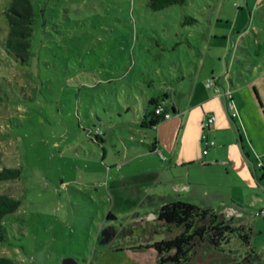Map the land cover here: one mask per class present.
<instances>
[{
    "label": "rangeland",
    "instance_id": "1",
    "mask_svg": "<svg viewBox=\"0 0 264 264\" xmlns=\"http://www.w3.org/2000/svg\"><path fill=\"white\" fill-rule=\"evenodd\" d=\"M30 1L35 21L22 64L4 49L11 0H0V171H20L19 179L0 182V195L20 202L3 220L8 239L0 258L159 264L153 250L130 249L164 238L143 231L155 225L149 216L160 198L187 199L175 193L174 183L183 180L177 170L155 185L146 172L170 154L136 155L156 132L138 128L143 110L148 99L165 94L184 108L197 85L196 97L212 94L205 81L214 77L222 95L247 99L246 111L263 121L254 90L264 99V0H186L158 12L147 0ZM96 129L103 142L101 135L90 137ZM175 142L172 136L165 147ZM212 176L230 183L223 172ZM243 220L249 248L231 237L223 250L264 264V202L248 208ZM108 227L118 238L97 246L98 230ZM201 257L194 264L212 258Z\"/></svg>",
    "mask_w": 264,
    "mask_h": 264
},
{
    "label": "crops",
    "instance_id": "2",
    "mask_svg": "<svg viewBox=\"0 0 264 264\" xmlns=\"http://www.w3.org/2000/svg\"><path fill=\"white\" fill-rule=\"evenodd\" d=\"M260 77L264 79V71ZM208 80L213 83V88L209 89L212 94L203 91L196 97V90L199 89L197 85L184 108L177 109L172 98L167 97V102L176 111L172 117L176 116L177 120L165 126L160 124L155 134L150 133L152 141L148 145L142 144L147 147V151L141 149L136 151V155L150 158L160 154L165 156L162 152L170 154L169 159L160 160L159 164L146 170L153 177V185L167 175V170L175 169L178 171V178H183L174 183L175 193L184 195L187 199L184 202L219 212L224 208H233L244 218L248 208H255L258 203L264 202L263 197L258 195L260 193L264 196V179L259 184L255 176L259 169L257 164L261 163L264 167V162L260 161L264 158V120H258L251 111H246V108H250L247 99L242 102L237 100V103L232 95L238 116L231 119L225 109L223 93L219 90L222 81L211 77L205 81V85ZM254 93L264 114V99L256 90ZM207 115H213L215 122L209 130L203 131L202 124ZM202 134L215 142V146L209 148L205 156L202 155L203 146L200 141ZM172 136L176 137L175 146L165 147V142H169ZM154 140L156 144L150 152L148 147ZM192 169H195L193 179ZM222 172L229 179V184L221 182L220 177L216 179L212 176H218ZM166 201L182 200L176 196H163L160 198L161 206ZM242 223L246 225L244 220ZM102 230L100 228L96 234V245Z\"/></svg>",
    "mask_w": 264,
    "mask_h": 264
},
{
    "label": "trees",
    "instance_id": "3",
    "mask_svg": "<svg viewBox=\"0 0 264 264\" xmlns=\"http://www.w3.org/2000/svg\"><path fill=\"white\" fill-rule=\"evenodd\" d=\"M186 0H147L149 10L158 12L173 5H183ZM8 24V34L4 43L6 53L19 63H26L30 55L31 38L35 14L30 0H11L5 12ZM194 21V20H191ZM168 94L163 97L147 100L140 118L142 130L155 131L164 122V116H173L176 113L174 106L167 102ZM98 129H96L97 131ZM90 137L101 142L104 133ZM156 142L148 147L153 151ZM260 177L256 176L260 184L264 179V167ZM20 178L18 169H3L0 171V182L17 180ZM20 202L8 194L0 195V245L8 239L7 228L3 225L6 216L12 215L19 209ZM155 225L146 228L145 232L163 235L159 241L131 248L130 250H153L159 264H194L196 257H212L208 264H251V255L238 260L236 257L223 250L231 237H236L242 244L249 248L251 230L246 229L242 223L243 218H226L219 211L209 207H199L182 201H166L154 215ZM108 219H112L111 216ZM99 244V240L97 242ZM126 249H115L112 252L120 253ZM204 259L203 257H201ZM206 259V258H205ZM0 264H14L13 260L0 258Z\"/></svg>",
    "mask_w": 264,
    "mask_h": 264
},
{
    "label": "built area",
    "instance_id": "4",
    "mask_svg": "<svg viewBox=\"0 0 264 264\" xmlns=\"http://www.w3.org/2000/svg\"><path fill=\"white\" fill-rule=\"evenodd\" d=\"M206 87L208 89H212L213 88L212 81L208 80L206 82ZM223 96L225 98V109L227 111V114L229 115V117L231 119L236 118L238 116V114H237L235 105H234V103H233V101L231 99L230 91L224 92ZM171 118H172L171 116L165 115L164 116V121L167 120V119H171ZM214 122H215V117L213 115H207L204 118V120H203V124H202L203 131L209 130L210 126L213 125ZM96 133L97 134H101L102 132L97 130ZM200 141H201V144L203 146L202 155L205 156L208 153L209 148H212V147L215 146V142L212 141V140H209L205 134H202ZM162 159H164V158H162ZM257 167L258 168H263L261 163L257 164ZM221 214L224 215L226 218H242V215L239 214L233 208H224L221 211ZM256 216H258V214H256ZM149 217H151L152 219L155 218L153 215H150Z\"/></svg>",
    "mask_w": 264,
    "mask_h": 264
},
{
    "label": "flooded vegetation",
    "instance_id": "5",
    "mask_svg": "<svg viewBox=\"0 0 264 264\" xmlns=\"http://www.w3.org/2000/svg\"><path fill=\"white\" fill-rule=\"evenodd\" d=\"M103 233V235H102ZM118 237L117 231H115L113 228H105L99 233V244L101 245L103 242L104 244L107 245L111 241L115 240Z\"/></svg>",
    "mask_w": 264,
    "mask_h": 264
},
{
    "label": "water",
    "instance_id": "6",
    "mask_svg": "<svg viewBox=\"0 0 264 264\" xmlns=\"http://www.w3.org/2000/svg\"><path fill=\"white\" fill-rule=\"evenodd\" d=\"M102 235H103V233H102ZM105 242H103L102 244H104Z\"/></svg>",
    "mask_w": 264,
    "mask_h": 264
}]
</instances>
